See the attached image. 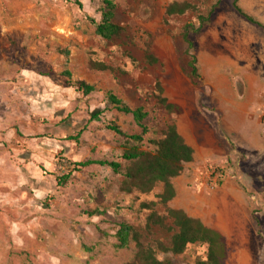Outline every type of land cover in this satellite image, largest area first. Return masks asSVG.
<instances>
[{
	"label": "rangeland",
	"instance_id": "obj_1",
	"mask_svg": "<svg viewBox=\"0 0 264 264\" xmlns=\"http://www.w3.org/2000/svg\"><path fill=\"white\" fill-rule=\"evenodd\" d=\"M113 1L125 30L107 40L90 20H101L102 0H0V264L131 262L135 243L118 247L122 222L140 230L145 244L170 242V232L147 230L150 211L142 206L158 200L162 185L125 192V177L98 164L59 182L71 161L122 160L134 142L108 129L110 122L128 134L143 132L133 114L110 103V91L148 113L143 148L154 149L151 141L173 122L193 145L195 160L176 178L169 206L223 229L226 264H264V199L253 196L264 189V28L232 0H197L198 11L173 16L166 13L173 0ZM218 1L212 22L193 37L201 73L195 84L183 27ZM239 4L264 23V0ZM148 47L156 64L147 62ZM91 61L115 71L92 69ZM78 79L96 90L85 95L72 82ZM158 80L182 113L159 102ZM214 166L226 169L228 185H216ZM206 254L207 245L196 243L182 255L159 257L196 264Z\"/></svg>",
	"mask_w": 264,
	"mask_h": 264
},
{
	"label": "trees",
	"instance_id": "obj_2",
	"mask_svg": "<svg viewBox=\"0 0 264 264\" xmlns=\"http://www.w3.org/2000/svg\"><path fill=\"white\" fill-rule=\"evenodd\" d=\"M196 1L173 0L167 5L166 13L168 16H173L182 15L188 11H198L199 6ZM220 1L215 3L208 13H198L195 19L188 21L183 27L182 37L187 44L185 54L190 57L187 62L188 74L195 84L200 80L201 73L198 66V57L195 53L196 43L193 37L201 33L212 22L220 6ZM232 1L235 10L240 15L249 22L264 28V23L247 12L239 4V0ZM102 2L101 20L98 21L95 18H90V20L95 25L99 36L111 40L120 36L125 27L115 21L116 3L113 0H102ZM77 4L82 7L80 1H77ZM146 58L149 64H156L159 61L151 52L150 47L146 50ZM90 66L95 70L115 71L114 67L103 62L91 61ZM66 74L72 80V72L66 70ZM72 82L85 95H89L96 90L94 84L85 80L78 79ZM156 86L160 92L158 95L159 102L166 110L169 113H182L183 108L179 104L169 102L168 98L163 95L164 89L159 80ZM108 99L120 112L133 114L135 120L143 128V132L141 134H128L118 123L110 122L107 125L108 129L134 142V145L125 148L122 152L120 155L122 160L88 158L81 161H71V171L60 177L59 182L66 183L75 171L80 172L88 166L98 164L109 166L115 173L122 174L125 177L122 185V190L125 192L137 190L141 193H151L158 185H162V190L157 195L158 200L143 202L142 206L150 211L146 221L147 230L152 231L153 228L159 227L170 232V242L167 243L163 239H158L155 240L154 244H145L140 230L127 222L119 223V229L117 230L118 247L125 248L131 242H134L136 247L133 261L125 264H171L169 258L161 259L159 253H171L174 256H179L186 251L188 245L196 243L207 245L206 258L199 259L196 264H226L228 245L225 235L221 231L206 225L201 218L189 215L184 209L169 206L170 201L177 195L174 179L183 174L187 164L195 160L193 146L185 140L177 124L173 122L168 125L162 138L151 141L155 145L154 149L143 148L144 134L148 132V129L142 124V121L148 113L142 107H131L112 91L108 93ZM100 112L95 113L94 118L100 115ZM225 140L230 144L229 138ZM212 170L213 173L218 174L217 185L221 186L228 175L226 169L221 166H214ZM257 189L256 187V193L253 196L262 195L264 199V189H259V191ZM159 204L165 207V214L157 209Z\"/></svg>",
	"mask_w": 264,
	"mask_h": 264
},
{
	"label": "crops",
	"instance_id": "obj_3",
	"mask_svg": "<svg viewBox=\"0 0 264 264\" xmlns=\"http://www.w3.org/2000/svg\"><path fill=\"white\" fill-rule=\"evenodd\" d=\"M190 144V143H189ZM190 145H192V144H190ZM193 146V145H192ZM191 163H193V162H191ZM182 175V174H181ZM180 175V176H181ZM179 177V176H178ZM178 177H176V178H178ZM176 178L174 179V184L175 185H179L178 183H177V181H176ZM222 185H228V181L227 180H225L224 181V183L222 184ZM221 185V186H222ZM176 189H177V187H176ZM177 194H178V189H177ZM177 196V195H176ZM183 209V208H182ZM191 216H193V215H191ZM194 217H196V216H194ZM198 218H201V217H199V216H197ZM202 219V218H201ZM202 221L204 222V220L202 219ZM205 223V222H204ZM206 224V223H205ZM207 225V224H206ZM208 226H210V225H208ZM210 227H213V228H215V229H217V230H219V231H221L224 235H225V233H224V231H223V229L220 227V226H210ZM225 237H226V235H225Z\"/></svg>",
	"mask_w": 264,
	"mask_h": 264
},
{
	"label": "built area",
	"instance_id": "obj_4",
	"mask_svg": "<svg viewBox=\"0 0 264 264\" xmlns=\"http://www.w3.org/2000/svg\"><path fill=\"white\" fill-rule=\"evenodd\" d=\"M217 176H218L217 173H213V178L215 179V183H216V185H217Z\"/></svg>",
	"mask_w": 264,
	"mask_h": 264
},
{
	"label": "bare ground",
	"instance_id": "obj_5",
	"mask_svg": "<svg viewBox=\"0 0 264 264\" xmlns=\"http://www.w3.org/2000/svg\"><path fill=\"white\" fill-rule=\"evenodd\" d=\"M237 232V231H236ZM242 236V235H241ZM238 238V237H237ZM242 239H244V238H242Z\"/></svg>",
	"mask_w": 264,
	"mask_h": 264
}]
</instances>
